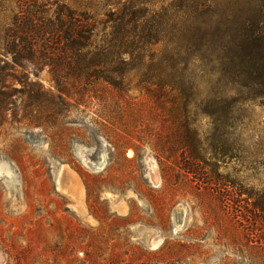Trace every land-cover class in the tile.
I'll use <instances>...</instances> for the list:
<instances>
[{"label": "rangeland", "instance_id": "374dc122", "mask_svg": "<svg viewBox=\"0 0 264 264\" xmlns=\"http://www.w3.org/2000/svg\"><path fill=\"white\" fill-rule=\"evenodd\" d=\"M159 1L169 12L173 0ZM217 5L212 26L225 23L227 36L253 23L264 33V0ZM4 6L0 47L13 15ZM210 45L241 75L190 60L185 80L150 79L133 65L117 88L100 78L60 94L48 67L30 71L40 86L16 93L0 126V264H264V215L252 218L264 202L263 90L246 74L251 44ZM215 98L232 104L219 121L206 106ZM118 201L128 216L113 211Z\"/></svg>", "mask_w": 264, "mask_h": 264}, {"label": "trees", "instance_id": "16d2710c", "mask_svg": "<svg viewBox=\"0 0 264 264\" xmlns=\"http://www.w3.org/2000/svg\"><path fill=\"white\" fill-rule=\"evenodd\" d=\"M159 2L0 0L1 6L5 5L4 9L13 14L4 30V45L0 47V126L16 106V93L29 94L33 91L31 88L40 86L30 79V71L40 72L46 67L60 94L95 90L100 78L117 88L124 79L125 68L133 65L143 69L150 79L166 75L185 80L190 60L218 65L223 77L230 73L241 75L236 69L237 58L229 59L224 55L225 48L210 44H251L248 52L242 50L246 55V74L253 86L262 87L264 95V56L255 57L253 47L262 49L259 43L264 40V33L256 23L247 33L239 26L233 31L236 34L227 36L229 28L225 23L212 26V17L219 12L217 0H173L168 6L169 12L157 9ZM98 9L103 13L99 14ZM101 25L104 30L100 31ZM184 31L187 33L182 34ZM228 37L232 43L227 42ZM168 46L170 51L163 53ZM164 62L167 70L158 68ZM16 83L21 89L16 88ZM152 89L149 86L145 91L157 103L160 96ZM126 99L127 95L121 97ZM230 104L215 98L206 106L211 107L210 115H216L219 121L230 115ZM178 108L179 111L184 108L182 96ZM230 192L228 204L232 207ZM252 205V218L264 215V202ZM233 209L239 217L240 210ZM246 216L249 221L251 217Z\"/></svg>", "mask_w": 264, "mask_h": 264}, {"label": "crops", "instance_id": "0c3cea01", "mask_svg": "<svg viewBox=\"0 0 264 264\" xmlns=\"http://www.w3.org/2000/svg\"><path fill=\"white\" fill-rule=\"evenodd\" d=\"M80 189H82V188L78 187V190H77V193H76V199H77V201H81L82 200V197H83V193H82V197L79 196L80 195V193H79ZM82 203L83 202H81L80 204H78L79 205L78 207H82V209H83V206L82 205L84 203L83 204ZM77 211H79V210H77ZM113 211L116 212V213H119L121 216H128L130 214V212H131L130 203L129 202H125V201H118V202H116V204H114Z\"/></svg>", "mask_w": 264, "mask_h": 264}, {"label": "bare ground", "instance_id": "6f19581e", "mask_svg": "<svg viewBox=\"0 0 264 264\" xmlns=\"http://www.w3.org/2000/svg\"><path fill=\"white\" fill-rule=\"evenodd\" d=\"M106 165V160L103 158V160L98 164V168H101L102 166L104 167ZM90 222H92L90 220Z\"/></svg>", "mask_w": 264, "mask_h": 264}]
</instances>
